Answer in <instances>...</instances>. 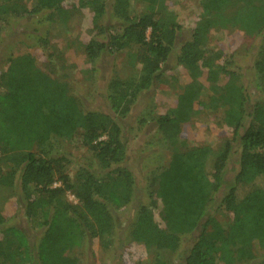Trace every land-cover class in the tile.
Here are the masks:
<instances>
[{
	"label": "trees",
	"instance_id": "16d2710c",
	"mask_svg": "<svg viewBox=\"0 0 264 264\" xmlns=\"http://www.w3.org/2000/svg\"><path fill=\"white\" fill-rule=\"evenodd\" d=\"M178 1L0 0V24L49 12L51 37L39 40L59 39L83 22L90 32L97 29L85 47L82 72L88 78L107 55L123 54L131 69L125 78L108 81L109 110H86L67 81L70 66L64 62H51L45 71L30 52L6 59L0 72V264H82L72 250L90 238L112 247L116 213L141 187L146 201L121 238L152 253L149 264H172L164 252L178 250L187 235L193 238L181 264L264 259V0H199L201 12L183 42ZM108 5L116 24L105 26ZM76 9L89 12L81 17ZM222 28L257 40L251 69L239 65L241 53L209 49L211 33ZM172 56L186 81L175 106L154 117L169 157L139 182L127 165L128 143L118 119L161 82ZM205 88L211 91L208 107L222 112V124L234 134L217 149L187 146L181 129L205 104L199 100ZM75 142L95 152L102 176L82 166L69 172L65 147ZM232 160L234 176L227 178ZM17 212L31 232L12 222Z\"/></svg>",
	"mask_w": 264,
	"mask_h": 264
},
{
	"label": "rangeland",
	"instance_id": "374dc122",
	"mask_svg": "<svg viewBox=\"0 0 264 264\" xmlns=\"http://www.w3.org/2000/svg\"><path fill=\"white\" fill-rule=\"evenodd\" d=\"M198 1L179 0L174 5L183 26L182 42L190 37L193 23L201 12ZM28 5L29 2L27 7ZM109 6L103 20L105 26L116 24V18ZM87 12L89 10L76 9L75 15L83 17ZM49 18V12L44 11L35 16L24 14L22 17H14L0 24V72L5 68V61L9 56L27 52L36 57L37 63L45 71L50 70L47 64L51 62L55 61L57 66L59 62H64L70 66V76L67 81L80 99L82 107L86 110H109L106 99L108 81L114 76L125 78L131 73V69L125 63V57L123 54L104 56L97 60L98 69L91 78H88L87 74L82 72V69L87 67L85 47L89 38L98 33L97 29L90 32V27L83 22L82 26H72L59 39L39 40L40 36L51 37L53 25ZM255 41L257 40L253 36H248L243 31L222 28L211 33L208 47L211 51L223 49L233 54L241 53L239 65L245 69L251 65V54L256 51L253 46ZM160 75L161 82H157L152 89L141 93L136 103L130 106L129 113L118 119L124 139L128 143L127 165L133 170L139 182L143 181L148 171L161 168L169 157V152L161 143V135L156 128L154 117L167 113L175 106L177 93L186 81L185 71L178 65L175 56H172L163 66ZM210 95L209 89H203L199 100L205 104L196 107L190 118L181 124L187 146L209 145L217 149L225 141L234 137L233 131L221 122L222 112L208 107ZM142 118L145 122L140 126L139 120ZM234 145L238 147L237 142H234ZM65 149L69 153V172H74L82 166L87 167L97 176H102V170L97 168L99 166L95 152L88 146L75 142L73 145L66 146ZM234 167L232 160L231 166L226 171L227 178L234 176ZM68 199L73 205L77 204L74 194L69 193ZM17 200V196L12 198L14 203H18ZM145 201L141 187L138 189L136 199L116 213L119 227L112 247L104 249L97 238H90L82 246L74 248L72 254L76 255L82 264H149L153 257L152 253L145 251L142 247L129 244L121 238L133 221L136 208ZM158 211L156 209V215L160 220ZM18 213L20 212L16 215L19 217L14 218L12 222L27 227V231L31 232L28 223H24L21 213ZM192 238L193 235L184 236L178 250L165 251L164 256L172 264H181ZM263 261L264 259L244 264H264Z\"/></svg>",
	"mask_w": 264,
	"mask_h": 264
}]
</instances>
